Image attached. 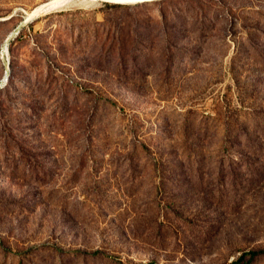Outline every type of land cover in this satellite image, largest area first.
Wrapping results in <instances>:
<instances>
[{"label":"rangeland","instance_id":"374dc122","mask_svg":"<svg viewBox=\"0 0 264 264\" xmlns=\"http://www.w3.org/2000/svg\"><path fill=\"white\" fill-rule=\"evenodd\" d=\"M49 1L0 0V264L264 250V0H75L15 40Z\"/></svg>","mask_w":264,"mask_h":264},{"label":"bare ground","instance_id":"6f19581e","mask_svg":"<svg viewBox=\"0 0 264 264\" xmlns=\"http://www.w3.org/2000/svg\"><path fill=\"white\" fill-rule=\"evenodd\" d=\"M148 1H152V0H91L90 2H86L85 0H83V1L78 0V2H82V3H86V4H96V3L98 4L100 2H106V3L118 4V5H134V4H138L141 2H148ZM75 2H76L75 0H53L47 4V6H49V8L44 13H41V15L47 14L49 12L55 11V10L63 8V7L64 8L68 7ZM31 12H29V13L26 12V16H29L31 14Z\"/></svg>","mask_w":264,"mask_h":264},{"label":"water","instance_id":"95a60500","mask_svg":"<svg viewBox=\"0 0 264 264\" xmlns=\"http://www.w3.org/2000/svg\"><path fill=\"white\" fill-rule=\"evenodd\" d=\"M81 1H83V0H81ZM85 1L86 2H90L91 0H85ZM49 2L41 4L40 6L34 8V10L31 12V14L29 16H26L23 19L22 23L19 25V27L14 31V35H17V33L19 32L21 26H23V25H25L27 23L33 22L35 19L40 17L41 13H44L49 8V6H47V4ZM5 79H7V74L5 75Z\"/></svg>","mask_w":264,"mask_h":264},{"label":"trees","instance_id":"16d2710c","mask_svg":"<svg viewBox=\"0 0 264 264\" xmlns=\"http://www.w3.org/2000/svg\"><path fill=\"white\" fill-rule=\"evenodd\" d=\"M21 33H22V32H21V30H20V31L17 33V37L15 38V40L22 36ZM261 255H264V250H260V251H251V252H248V253L244 252V253H242V254L238 257V259L234 262V264H240L241 262L244 261L245 257H247V256H249V259H248L246 262H244L243 264H249V262H250L253 258H255V257H257V256H261Z\"/></svg>","mask_w":264,"mask_h":264}]
</instances>
